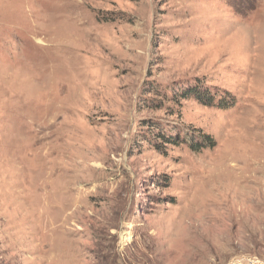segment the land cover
<instances>
[{"label":"rangeland","instance_id":"rangeland-1","mask_svg":"<svg viewBox=\"0 0 264 264\" xmlns=\"http://www.w3.org/2000/svg\"><path fill=\"white\" fill-rule=\"evenodd\" d=\"M196 79L234 105L179 99ZM249 257L264 0H0V264Z\"/></svg>","mask_w":264,"mask_h":264},{"label":"trees","instance_id":"trees-1","mask_svg":"<svg viewBox=\"0 0 264 264\" xmlns=\"http://www.w3.org/2000/svg\"><path fill=\"white\" fill-rule=\"evenodd\" d=\"M176 95L179 99L186 100L192 98L197 103L207 106L216 107L219 109L227 110L234 105V99L229 95L225 94L218 98L216 93H212L200 80H193V82L183 88L176 90ZM161 137V136H160ZM203 141L189 145L191 150L198 152L204 147H210L214 145V140L207 135L202 136ZM165 143L176 145L179 138L176 136H168L164 138Z\"/></svg>","mask_w":264,"mask_h":264},{"label":"built area","instance_id":"built-area-1","mask_svg":"<svg viewBox=\"0 0 264 264\" xmlns=\"http://www.w3.org/2000/svg\"><path fill=\"white\" fill-rule=\"evenodd\" d=\"M229 264H264V260H258L256 258H241L234 259Z\"/></svg>","mask_w":264,"mask_h":264}]
</instances>
